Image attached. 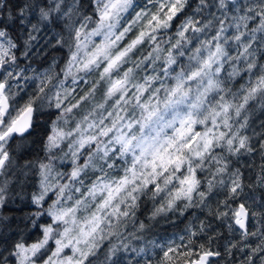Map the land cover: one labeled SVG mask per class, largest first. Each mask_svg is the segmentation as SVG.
I'll list each match as a JSON object with an SVG mask.
<instances>
[{
    "label": "rangeland",
    "instance_id": "1",
    "mask_svg": "<svg viewBox=\"0 0 264 264\" xmlns=\"http://www.w3.org/2000/svg\"><path fill=\"white\" fill-rule=\"evenodd\" d=\"M47 1L53 14L63 2ZM94 1L93 19L86 17L68 30L70 48L62 64L59 59L43 68L13 64L17 45L0 28V84L10 104L0 134L27 106L39 119L50 109L72 108L94 78L106 94L73 128L67 130L63 117L55 119L49 148L62 149L64 142L57 162L70 164V172L40 170L41 192L34 203L45 206L51 222L38 242L14 249L15 263L84 264L121 230L149 186L158 197L156 215L178 199L189 200L197 184L194 171L207 160L221 165L214 188L224 195L228 189L238 200L228 209L231 238L241 234L234 225L238 204L248 210L251 227L263 230L258 219L264 216L259 121L264 115V0ZM179 15L181 22L166 34ZM50 22L41 5L22 16L28 33L21 34L27 44L21 57L41 60L48 54L45 48L58 36ZM226 79L242 81L233 87L224 84ZM119 99L125 108L120 109ZM6 143L0 141V158ZM227 156L241 162L252 157L261 173L247 171L245 188L238 171L225 169L231 167ZM181 168L185 172L179 174ZM203 227L195 216L186 232L150 240L129 259L113 253L99 264H142L156 249L170 250ZM228 242L230 247L238 243ZM251 246L246 257L264 251L254 241Z\"/></svg>",
    "mask_w": 264,
    "mask_h": 264
},
{
    "label": "trees",
    "instance_id": "2",
    "mask_svg": "<svg viewBox=\"0 0 264 264\" xmlns=\"http://www.w3.org/2000/svg\"><path fill=\"white\" fill-rule=\"evenodd\" d=\"M47 2V0L0 1V16L4 19L0 22V28L17 45L13 64L17 66L33 64L43 68L49 65L51 59H59L62 64L70 48L68 30L79 25L86 17L92 20L96 12L94 0H63L54 14L52 6ZM73 3L74 8L69 9ZM38 5L49 12L51 29L57 32L58 36L53 39L52 47L45 48L48 54L41 60H32V63L26 62L21 57L22 50L27 49L26 43L23 47L21 37L22 32L26 31L23 27L25 25L22 24V16L27 11H33ZM181 20L180 15L174 18L169 28L165 30L166 34L173 33ZM241 81L242 79L234 81L226 79L224 84L237 87ZM96 83L98 81L94 78L82 88L83 94L77 96L82 98L76 104L72 103L74 104L72 108L63 109V111L50 109L42 115L41 119L36 117L37 114L34 111L31 128L27 133H14L2 139H7V143L3 153L6 159L0 171V264H16L12 257L14 249L19 245L28 246L38 242L42 238L43 227L50 224V218L43 210L45 206L34 203L41 192L38 184L40 170L49 167L50 171L65 174L70 172L71 167L67 162L59 164L57 162L61 150L65 149L64 142H62V149L55 151V147L49 148L48 142L54 133L52 125L55 124V119L63 117L68 130L81 123L83 118L90 116V108H94L95 99L105 94L103 87L96 86ZM110 101L108 99L106 102L108 107ZM120 102L119 99L120 109L125 108V103L120 104ZM126 106L128 107V104ZM8 111L3 118L0 130L6 123ZM251 116L253 120L254 113ZM259 121L264 129V115H260ZM262 134L264 138V132ZM227 158L231 167L225 166V169L232 173L238 171L237 174L240 175L245 188L248 187V184L244 182L247 171L252 175L261 173V166L252 157L243 156L241 160L245 158L244 162L240 159L236 161L230 156ZM219 165L211 160L205 161L194 171L197 184L190 199H178L172 208L157 215L154 212L158 197H154V189L151 186L146 188L138 197L132 214L122 224L121 230L104 242L93 255L86 259L84 264H99L113 253L129 259L132 252L148 246L150 240L165 241L173 235L186 232L195 216H199L204 221V227L199 233L185 235L183 240L170 250L156 249L142 264H185L206 252L216 254V258L211 259L210 264H263L264 251L251 254L247 252V257L244 254L253 247L251 246L253 241L254 245L264 247V229L251 227L250 233L235 235L233 239L229 235L226 222L231 214L228 209L232 210L238 200L228 195V189H223L224 195L222 189L214 188L215 179H217L215 172L221 166ZM179 172V174L184 173L185 168H181ZM203 202L206 204L203 205ZM258 221L264 222V216ZM230 239L234 242L238 241L237 245L230 247L228 242ZM240 248L242 251L239 250ZM136 263L138 264V260Z\"/></svg>",
    "mask_w": 264,
    "mask_h": 264
},
{
    "label": "water",
    "instance_id": "3",
    "mask_svg": "<svg viewBox=\"0 0 264 264\" xmlns=\"http://www.w3.org/2000/svg\"><path fill=\"white\" fill-rule=\"evenodd\" d=\"M9 109V103L8 100L4 94V85L0 84V128L3 124V118L6 114V112ZM34 115V107L33 106H27L25 107L10 123L9 125L4 129L3 133L0 134V141L7 137L8 135L14 134V133H20L25 134L27 133L32 124ZM6 155H3L0 158V171L2 169V166L5 162ZM248 218V210L243 206L239 205L234 218V225L240 229L241 231H246V221ZM216 254L211 252L202 253L199 255V257L192 262H187L185 264H207L208 260L210 258H215Z\"/></svg>",
    "mask_w": 264,
    "mask_h": 264
},
{
    "label": "flooded vegetation",
    "instance_id": "4",
    "mask_svg": "<svg viewBox=\"0 0 264 264\" xmlns=\"http://www.w3.org/2000/svg\"><path fill=\"white\" fill-rule=\"evenodd\" d=\"M227 2H233V1H236V0H226ZM25 33H27V32H25ZM23 43V42H22ZM24 43H23V47H24ZM25 53V50H22V52H21V54H24ZM30 56L31 55H29V57L27 58V59H24L23 57V60H25L26 62H31L32 60H34V59H32V58H30ZM239 205H241V204H238L237 205V209H238V207H239ZM244 206V205H243ZM236 213V212H235ZM238 229V228H237ZM239 231H240V233H242V234H247V233H250L251 232V223H249V212H248V218H247V221H246V231L245 232H243V231H241L240 229H239ZM212 253V252H211ZM199 256H197L195 259H197ZM216 258V257H215ZM215 258H210L209 260H208V263L207 264H210V261H211V259H215ZM195 259H192L191 261H189V262H192L193 260H195ZM264 264V263H263Z\"/></svg>",
    "mask_w": 264,
    "mask_h": 264
}]
</instances>
